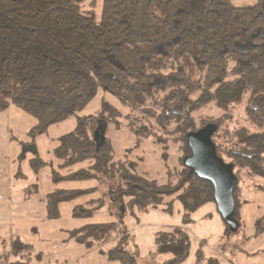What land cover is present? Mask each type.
Segmentation results:
<instances>
[{
  "label": "trees",
  "instance_id": "16d2710c",
  "mask_svg": "<svg viewBox=\"0 0 264 264\" xmlns=\"http://www.w3.org/2000/svg\"><path fill=\"white\" fill-rule=\"evenodd\" d=\"M96 3L0 0V111L16 106L33 116V140L52 124L77 118L73 130L53 139L56 162L35 154L32 169L50 164L56 184L104 180L122 210L147 211L176 197L194 211L214 201V188L184 164L191 153L187 136L213 124L217 153L233 164L238 178L234 217L240 229L247 202L239 197L241 183L249 180L264 191V0H102L100 22ZM100 90L114 95L122 109L79 115ZM121 118L139 139L161 147L164 160L170 146L177 147L180 164L168 166L166 183L138 171L135 161L115 160L108 137L97 141L100 124L107 128ZM258 179L262 183L256 184ZM95 190L51 191L49 218L60 216L61 203ZM37 192L38 184L29 185L25 197ZM88 203L75 206L73 215L92 216L103 200ZM255 227L256 235L264 233V216ZM127 233L122 222H104L74 228L70 236L88 250L115 242L108 251L111 260L139 264L125 246ZM156 243L174 254L164 264H181L191 236L178 226L158 231ZM31 249L14 239V253ZM195 264L220 260L200 250Z\"/></svg>",
  "mask_w": 264,
  "mask_h": 264
},
{
  "label": "rangeland",
  "instance_id": "374dc122",
  "mask_svg": "<svg viewBox=\"0 0 264 264\" xmlns=\"http://www.w3.org/2000/svg\"><path fill=\"white\" fill-rule=\"evenodd\" d=\"M94 10L96 22H100L102 0H97ZM105 92L100 90L79 115L98 114L109 106L122 109L117 98ZM11 107L12 110L0 111V264H119L108 256L115 242L105 244L102 250H87L70 239V231L74 228L104 222H122L125 225L128 232L124 238L125 246L139 264H164L173 259L174 254L160 251L156 234L178 226L185 228L191 236L190 252L181 264H195L200 250L207 256H217L220 264H264V233L255 234L256 220L264 216V191L256 190L257 185L253 186V182L241 183L239 197L247 202L241 208L242 225L236 232L224 220L214 201L194 211L187 210L176 197L147 211L136 207L122 210L120 204L112 199L109 184L104 180H69L56 184L52 180L50 164L38 172L30 165L35 154L45 162H56L52 153L53 139L73 130L77 124L76 117L50 125L33 140L29 132L37 120L16 106ZM238 111L243 119L244 106L238 107ZM123 119H112V125L107 128L100 124L95 133L97 141L108 137L114 145L115 160L135 161L138 171L149 173L159 183H166L168 166L173 168L180 164L177 147L171 145L169 157L164 160L162 148L152 139H139L127 129ZM261 181L258 179L255 183L260 184ZM35 183L38 184V192L30 200H24V187ZM57 188L96 190L61 203L60 216L49 218L46 196ZM93 199H102L103 205L92 216L73 215L75 206H90L88 202ZM17 238L31 244V251L14 253L13 241Z\"/></svg>",
  "mask_w": 264,
  "mask_h": 264
},
{
  "label": "water",
  "instance_id": "95a60500",
  "mask_svg": "<svg viewBox=\"0 0 264 264\" xmlns=\"http://www.w3.org/2000/svg\"><path fill=\"white\" fill-rule=\"evenodd\" d=\"M213 124L206 125L188 134L187 139L191 153L184 158V164L200 178L213 185V199L224 220L234 231L238 228L235 221L236 199L234 191L238 178L232 163L226 162L217 153L213 140L216 131Z\"/></svg>",
  "mask_w": 264,
  "mask_h": 264
},
{
  "label": "crops",
  "instance_id": "0c3cea01",
  "mask_svg": "<svg viewBox=\"0 0 264 264\" xmlns=\"http://www.w3.org/2000/svg\"><path fill=\"white\" fill-rule=\"evenodd\" d=\"M11 108H12V107H10L8 110H12ZM6 111H7V110H6ZM26 187H27V186H26ZM26 187H24L23 192H22L23 199H24V200H30V199H31L33 196H35L36 194H34V195H32V196L26 198V197H25V196H26V194H25V188H26ZM71 231H72V230H71ZM71 231H70V232H71ZM70 239H71V240H75V239L71 238V236H70ZM75 242H76L77 244L80 245V243H78L76 240H75ZM82 246H83V245H82ZM83 247H84V246H83ZM87 250H88V249H87ZM93 250H94V249H93ZM96 250H98V249H96Z\"/></svg>",
  "mask_w": 264,
  "mask_h": 264
}]
</instances>
